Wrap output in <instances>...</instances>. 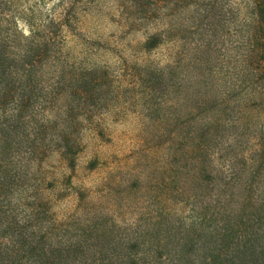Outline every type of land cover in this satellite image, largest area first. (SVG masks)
<instances>
[{"label": "trees", "instance_id": "trees-1", "mask_svg": "<svg viewBox=\"0 0 264 264\" xmlns=\"http://www.w3.org/2000/svg\"><path fill=\"white\" fill-rule=\"evenodd\" d=\"M106 1L0 0V264H264V0H111L117 25L146 32L137 52L175 47L131 80L163 126L164 170L131 221L82 187L56 217L42 164L56 153L75 172L82 123L118 97L106 65L65 50Z\"/></svg>", "mask_w": 264, "mask_h": 264}, {"label": "rangeland", "instance_id": "rangeland-1", "mask_svg": "<svg viewBox=\"0 0 264 264\" xmlns=\"http://www.w3.org/2000/svg\"><path fill=\"white\" fill-rule=\"evenodd\" d=\"M40 2L28 0V4ZM44 2V8H49L56 0ZM114 21H118V15L110 0L93 5L82 14L77 32L65 33L67 57L76 67L106 65L118 78L115 83L118 97L91 123H82V149L75 172L70 173L56 153L42 164L46 180L54 182L55 187L48 194L60 220L74 214L77 204L74 190L82 187L93 192V200L100 210L115 213L117 222L131 221L138 208L154 195L151 185L159 182L164 170L167 143L161 137L163 126L144 109L143 87L133 85L131 80L139 72L137 65L146 60L162 66L175 47L164 45L143 56L136 49L144 41L146 32H127L121 27L124 23L117 25ZM93 160H97V167L89 170L88 163ZM136 174L140 189L127 196L125 183H130ZM61 194L65 196L63 199H59Z\"/></svg>", "mask_w": 264, "mask_h": 264}]
</instances>
